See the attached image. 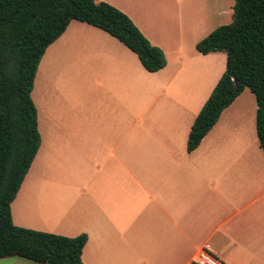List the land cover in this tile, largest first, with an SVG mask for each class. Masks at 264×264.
I'll use <instances>...</instances> for the list:
<instances>
[{"label": "crops", "instance_id": "obj_1", "mask_svg": "<svg viewBox=\"0 0 264 264\" xmlns=\"http://www.w3.org/2000/svg\"><path fill=\"white\" fill-rule=\"evenodd\" d=\"M145 1L97 0L163 52L166 66L156 73L109 34L77 21L46 49L31 92L34 103L42 77L33 163L43 151V176L23 193L24 179L13 224L85 234L83 264H194L201 251L225 264H264L254 96L240 94L187 151L192 124L226 70L225 53L202 55L195 46L218 28L208 33V25L233 21L235 0ZM0 264L38 263L8 257Z\"/></svg>", "mask_w": 264, "mask_h": 264}, {"label": "trees", "instance_id": "obj_2", "mask_svg": "<svg viewBox=\"0 0 264 264\" xmlns=\"http://www.w3.org/2000/svg\"><path fill=\"white\" fill-rule=\"evenodd\" d=\"M71 21L95 27L135 54L156 73L166 66L124 13L97 0H0V259L19 257L38 264H83L87 236L74 238L17 227L11 204L38 153L41 138L31 98L46 49ZM198 53L226 54V70L195 118L187 140L193 152L221 113L248 89L256 102L255 128L264 153V0H235L233 21L196 46ZM234 81L238 82L235 87Z\"/></svg>", "mask_w": 264, "mask_h": 264}, {"label": "rangeland", "instance_id": "obj_3", "mask_svg": "<svg viewBox=\"0 0 264 264\" xmlns=\"http://www.w3.org/2000/svg\"><path fill=\"white\" fill-rule=\"evenodd\" d=\"M158 1H161L164 4H168V7L170 5H172V4H173V6L176 5V2H177L176 0H158ZM145 2L148 3V4L149 3H152L151 0H148V1H145ZM231 21H232V17H230L229 19H225V21H224L225 23L224 24L223 23L216 22L214 24L208 25L207 31H208V33H210L213 29H216L219 26L230 24ZM41 80H42V77H40V79L38 80V83H37V85H39V88L36 90V92L34 91V94H33L34 101L36 102L37 106H40V105L43 104V85H42ZM40 83H41V85H40ZM40 86H41V88H40ZM242 93H243V96L244 95H251V97H253L252 94L248 90H244ZM41 132H42V126H41ZM42 157H43V151H42L40 157L38 158V160H36L33 163L29 174L26 175V177H25V185H27L29 181H33L34 179L43 176V160H42ZM27 190H28V185L25 186V188L23 189V193L24 192H27Z\"/></svg>", "mask_w": 264, "mask_h": 264}, {"label": "built area", "instance_id": "obj_4", "mask_svg": "<svg viewBox=\"0 0 264 264\" xmlns=\"http://www.w3.org/2000/svg\"><path fill=\"white\" fill-rule=\"evenodd\" d=\"M194 264H225L206 251H201L195 258Z\"/></svg>", "mask_w": 264, "mask_h": 264}, {"label": "water", "instance_id": "obj_5", "mask_svg": "<svg viewBox=\"0 0 264 264\" xmlns=\"http://www.w3.org/2000/svg\"><path fill=\"white\" fill-rule=\"evenodd\" d=\"M234 85H235V87H237L238 86V82L234 81Z\"/></svg>", "mask_w": 264, "mask_h": 264}]
</instances>
